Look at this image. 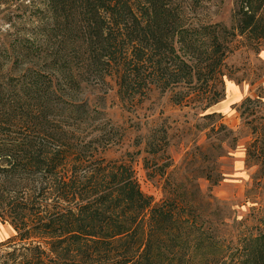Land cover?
I'll return each instance as SVG.
<instances>
[{
    "label": "trees",
    "instance_id": "1",
    "mask_svg": "<svg viewBox=\"0 0 264 264\" xmlns=\"http://www.w3.org/2000/svg\"><path fill=\"white\" fill-rule=\"evenodd\" d=\"M42 1L41 37L15 41L0 63V220L16 231L0 264H223L225 223L210 202L223 175L205 173L211 184L203 194L197 183L174 179L167 147L148 140L154 157L166 155L155 169L168 180L166 193L154 203L129 163L106 156L113 134L80 94L84 84L115 78L123 101L157 88L172 91L177 104L197 100L210 109L224 97L235 42L256 51L264 43V0H236L231 25L195 21L171 0ZM263 105L260 95L241 103L254 135L249 157L264 154ZM203 118L217 161L237 136L220 113ZM193 234L203 248L195 262ZM250 237L255 243L231 264H264V233Z\"/></svg>",
    "mask_w": 264,
    "mask_h": 264
},
{
    "label": "rangeland",
    "instance_id": "2",
    "mask_svg": "<svg viewBox=\"0 0 264 264\" xmlns=\"http://www.w3.org/2000/svg\"><path fill=\"white\" fill-rule=\"evenodd\" d=\"M171 3L185 8L195 21L226 25L233 23L236 8V0H171ZM45 8L42 0H0V63H4L5 56L13 51L15 41H33L35 36L41 37L38 27L45 25ZM235 43L224 67V97L206 111L197 100L177 104L172 99V91L162 92L157 88L142 99L123 101L118 95L115 78H108L106 83L84 84L80 94L102 113L107 129L113 134L106 156L129 163L141 190L152 197L154 203H159L166 193L168 180L155 170L166 161V155L154 157L147 149L148 140H156L167 147V155L172 157L170 171L175 172L174 179L188 187L197 183L201 192L207 194L211 182L205 173H212L214 177L218 172L223 175L212 188L213 198L210 199L212 207H219L216 213L225 223L221 226L223 250L218 255L223 264H231L235 253L245 244L255 243L252 240L255 238L250 236L264 233V154H255L258 158L248 156L254 135L241 117L245 108H241V103L245 98L260 95L264 100V43L259 51L243 38ZM8 62L6 70L11 65ZM208 112L220 113L222 122L237 136L234 148L226 141L224 155L217 161L207 152L216 140L215 133L204 128L207 121L203 115ZM169 181L174 182L171 178ZM146 219L143 217L138 225L142 243ZM15 235L10 222L0 220V263L6 252L13 249L10 241ZM246 236L249 238L243 242ZM196 237L197 234H193L194 241L187 243L194 254L196 252L194 262L203 253V248L196 245Z\"/></svg>",
    "mask_w": 264,
    "mask_h": 264
}]
</instances>
